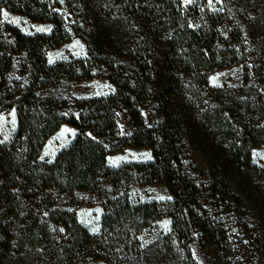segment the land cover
Masks as SVG:
<instances>
[{"label": "trees", "instance_id": "obj_1", "mask_svg": "<svg viewBox=\"0 0 264 264\" xmlns=\"http://www.w3.org/2000/svg\"><path fill=\"white\" fill-rule=\"evenodd\" d=\"M58 1L0 0V46L5 32L14 39L0 49V108L16 121L0 140V264H198L194 240L226 264H264V168L252 159L264 147V0H222L216 11L206 0ZM3 11L52 29L22 34L3 25ZM71 37L85 56L48 63ZM15 53L26 76L8 80ZM225 69H237L238 82L210 86ZM93 78L114 92L74 100L77 115L65 120L69 90ZM120 108L129 136L119 132ZM63 123L73 141L43 160ZM127 148L149 149L151 159L108 166ZM150 185L169 198L131 201L132 189ZM85 201L101 209L96 234L78 222ZM164 218L168 229L143 242Z\"/></svg>", "mask_w": 264, "mask_h": 264}, {"label": "rangeland", "instance_id": "obj_2", "mask_svg": "<svg viewBox=\"0 0 264 264\" xmlns=\"http://www.w3.org/2000/svg\"><path fill=\"white\" fill-rule=\"evenodd\" d=\"M184 6L190 5L194 0H180ZM206 5L211 11H216L221 8L222 0H206ZM7 13L5 18L4 13ZM69 15L65 14L64 17L69 18ZM14 21H18L14 22ZM2 23L4 26H9L17 29L22 34H47L51 31L52 26L50 24H42L31 22L24 16L17 13H10L3 11ZM69 24V21H67ZM37 29H45V31H38ZM2 48H8L10 44L14 43V39L9 32L3 34ZM6 45V47H5ZM8 45V46H7ZM86 54L85 45L76 37H71L67 42L59 46L58 48L50 51L47 54L48 63H54L58 61H64L71 58L84 57ZM25 55L23 53H15L11 56V69L7 74L8 80H21L26 76V73L22 72V64L24 63ZM51 60V62H49ZM239 80V71L237 69H225L213 73L208 79V83L212 87H219L222 85H233ZM114 92L113 86L104 79L93 78L90 80L82 81L71 87L69 93L66 96L68 105L61 109V116L67 120L71 116H76L77 111L74 108V100L80 98H95L100 96L110 95ZM117 123L120 135L129 136L133 132V126L129 120V115L126 109L120 108L117 112ZM16 127V121L14 112L12 110H5L0 108V140H8L13 134ZM76 131L72 126L67 123L60 125L58 130L46 141L42 151L41 158L45 161H52L55 156L63 149H65L74 139ZM151 159V151L149 149H135L127 148L121 152L109 155L107 159L108 166L118 167L121 164L129 162H146ZM253 162L264 168V147L256 148L252 151ZM191 161L197 166L199 174H203L205 165L201 161L197 154L191 156ZM163 197V199H161ZM131 201L136 204L152 202V201H164L169 198L167 189L161 185H150L145 187L134 188L130 192ZM78 222L86 228L90 233L96 234L100 229L101 221V209L89 202H82L77 208ZM165 224L167 226L165 227ZM169 227V219L164 218L153 228L146 232L142 239L143 242L151 240L156 233L160 231H166ZM190 250L195 261L198 264H226L225 260L218 249L214 245H204L197 240L192 241L190 244ZM74 264H103L98 261H85ZM243 264H249L248 260H244Z\"/></svg>", "mask_w": 264, "mask_h": 264}, {"label": "snow or ice", "instance_id": "obj_3", "mask_svg": "<svg viewBox=\"0 0 264 264\" xmlns=\"http://www.w3.org/2000/svg\"><path fill=\"white\" fill-rule=\"evenodd\" d=\"M4 16H5V18H7V13L5 12L4 13ZM14 22H17L18 23V21H14ZM38 31H45V29H37ZM49 62H51V60L49 61ZM147 158H149L150 159V157H147ZM161 199H163V197H161ZM167 226V224H165V227Z\"/></svg>", "mask_w": 264, "mask_h": 264}, {"label": "water", "instance_id": "obj_4", "mask_svg": "<svg viewBox=\"0 0 264 264\" xmlns=\"http://www.w3.org/2000/svg\"><path fill=\"white\" fill-rule=\"evenodd\" d=\"M62 3H63V1H61V0L58 1V4H62Z\"/></svg>", "mask_w": 264, "mask_h": 264}]
</instances>
